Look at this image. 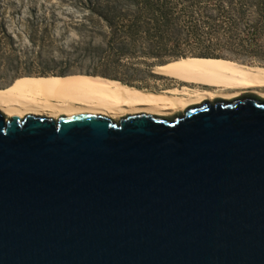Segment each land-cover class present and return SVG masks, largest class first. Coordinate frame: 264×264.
<instances>
[{"label":"water","instance_id":"1","mask_svg":"<svg viewBox=\"0 0 264 264\" xmlns=\"http://www.w3.org/2000/svg\"><path fill=\"white\" fill-rule=\"evenodd\" d=\"M0 264H264V97L0 110Z\"/></svg>","mask_w":264,"mask_h":264},{"label":"trees","instance_id":"2","mask_svg":"<svg viewBox=\"0 0 264 264\" xmlns=\"http://www.w3.org/2000/svg\"><path fill=\"white\" fill-rule=\"evenodd\" d=\"M2 2V0H0ZM76 15L74 38L55 44L54 12L21 18L23 32L8 29L0 7V88L26 77L99 75L143 88L142 72L182 57L223 58L264 66V0H67ZM39 21V22H38ZM22 35L24 38H22ZM92 60L89 69L69 59ZM70 63V62H69ZM135 65L144 68L139 69Z\"/></svg>","mask_w":264,"mask_h":264},{"label":"bare ground","instance_id":"3","mask_svg":"<svg viewBox=\"0 0 264 264\" xmlns=\"http://www.w3.org/2000/svg\"><path fill=\"white\" fill-rule=\"evenodd\" d=\"M153 72L184 84L154 91L99 75L26 77L0 88V110L7 116L106 114L119 118L138 112L172 115L205 99L234 98L247 92L264 97L261 66L223 58L182 57L153 68Z\"/></svg>","mask_w":264,"mask_h":264},{"label":"rangeland","instance_id":"4","mask_svg":"<svg viewBox=\"0 0 264 264\" xmlns=\"http://www.w3.org/2000/svg\"><path fill=\"white\" fill-rule=\"evenodd\" d=\"M0 7L4 9V16L6 17L8 29L13 32H23L24 25L22 24L21 18H25L28 14H31V11L32 15L35 14L38 18H42L43 16H47L51 12H54V27H51V32L54 34V36L59 37L60 39L55 44H68V42L74 38L73 25L70 22L73 21L77 16L75 15L74 18L70 17L69 13L72 10L69 7L67 0H2V2H0ZM22 38H24L23 35ZM260 41L264 45V35L261 37ZM69 62V68L71 69L78 70L89 69L93 67V61L87 58L73 59V57H70ZM238 64L264 67L263 65L259 64V61L256 59L250 63ZM135 66H137L139 69L144 68L141 65ZM158 66L161 65L153 66V68L155 69ZM135 75L138 78H141V83H139V81L134 82L137 84H142V89L146 90L160 91L174 85L182 86L184 84V82L177 81L160 74H157L159 77L155 79L148 78L142 72H135ZM190 85L192 87L196 86L194 84Z\"/></svg>","mask_w":264,"mask_h":264}]
</instances>
